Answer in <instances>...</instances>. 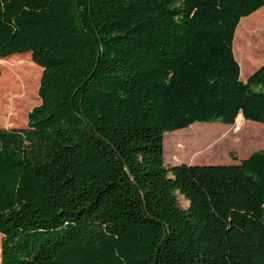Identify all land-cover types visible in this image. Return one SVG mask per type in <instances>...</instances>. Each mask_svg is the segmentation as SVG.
I'll use <instances>...</instances> for the list:
<instances>
[{
  "label": "trees",
  "instance_id": "1",
  "mask_svg": "<svg viewBox=\"0 0 264 264\" xmlns=\"http://www.w3.org/2000/svg\"><path fill=\"white\" fill-rule=\"evenodd\" d=\"M263 6L0 0V119L40 98L0 125V264H264V148L169 167L163 148L264 124V65L240 79Z\"/></svg>",
  "mask_w": 264,
  "mask_h": 264
},
{
  "label": "rangeland",
  "instance_id": "2",
  "mask_svg": "<svg viewBox=\"0 0 264 264\" xmlns=\"http://www.w3.org/2000/svg\"><path fill=\"white\" fill-rule=\"evenodd\" d=\"M262 15H264V9L259 12L258 17ZM247 55L251 62L264 57V25L261 24L255 34L251 35ZM9 59L32 60L30 52L12 54ZM261 65L264 63L256 65L250 72L252 73ZM41 72L40 67V76ZM250 72L245 75H249ZM241 77L240 73V79ZM39 103L40 98L34 106ZM28 112L25 119L18 120L10 117L9 113L4 110L0 125L3 128L24 127L27 123ZM240 120L239 115L232 124H223L218 121L196 122L186 128L170 131L171 133L165 132L163 142L165 166L169 167L179 163H232L247 157L253 151L264 148V124L253 123L250 120L239 122ZM7 122L10 125H7ZM239 126H242V129ZM233 155L236 156V160L232 158ZM177 198L182 207H187L188 200L179 194Z\"/></svg>",
  "mask_w": 264,
  "mask_h": 264
},
{
  "label": "crops",
  "instance_id": "3",
  "mask_svg": "<svg viewBox=\"0 0 264 264\" xmlns=\"http://www.w3.org/2000/svg\"><path fill=\"white\" fill-rule=\"evenodd\" d=\"M251 73V72H250ZM248 75H244L243 77H241L242 81H246V78H247ZM234 162H237V161H234Z\"/></svg>",
  "mask_w": 264,
  "mask_h": 264
},
{
  "label": "bare ground",
  "instance_id": "4",
  "mask_svg": "<svg viewBox=\"0 0 264 264\" xmlns=\"http://www.w3.org/2000/svg\"><path fill=\"white\" fill-rule=\"evenodd\" d=\"M237 120V119H236ZM243 119H242V117H241V120L239 121V122H241Z\"/></svg>",
  "mask_w": 264,
  "mask_h": 264
},
{
  "label": "water",
  "instance_id": "5",
  "mask_svg": "<svg viewBox=\"0 0 264 264\" xmlns=\"http://www.w3.org/2000/svg\"><path fill=\"white\" fill-rule=\"evenodd\" d=\"M40 80V79H39ZM242 116V115H241Z\"/></svg>",
  "mask_w": 264,
  "mask_h": 264
}]
</instances>
